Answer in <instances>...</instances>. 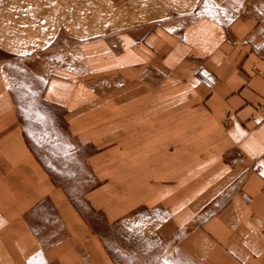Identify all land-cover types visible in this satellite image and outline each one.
I'll return each mask as SVG.
<instances>
[{
    "label": "crops",
    "instance_id": "crops-1",
    "mask_svg": "<svg viewBox=\"0 0 264 264\" xmlns=\"http://www.w3.org/2000/svg\"><path fill=\"white\" fill-rule=\"evenodd\" d=\"M261 106L264 0H0V264H264Z\"/></svg>",
    "mask_w": 264,
    "mask_h": 264
},
{
    "label": "rangeland",
    "instance_id": "rangeland-1",
    "mask_svg": "<svg viewBox=\"0 0 264 264\" xmlns=\"http://www.w3.org/2000/svg\"><path fill=\"white\" fill-rule=\"evenodd\" d=\"M63 160L64 162H68L69 164H71L70 159L66 160L65 157H63ZM71 172L74 173V167L71 170L69 166H62L63 179L70 178L72 174ZM76 177L77 180L69 183V185L71 186V192L74 194L72 195L77 201L78 205L82 209H84V213L88 215V211L86 210L87 207L86 205H84L80 195H82V192L86 191V189H88V187L93 184L90 181H87V174L80 173ZM72 179H75V175L72 177ZM90 217L92 218V222L99 220L97 216L91 215ZM100 225H102V223ZM125 233L126 235H118V238L123 245V247H121V250L120 246H118V242H116L113 237L111 239H108L112 250L117 255L121 254L126 257L125 261L122 258H119L120 260H123L122 264H164L165 260H168L170 262H178V264H194L188 262L184 258H178L176 253L171 252L172 250L170 252L162 254V251L164 249L163 246L165 245L162 246L161 242L153 237H141L138 233L134 232L130 228H128L127 232ZM118 238H116V240Z\"/></svg>",
    "mask_w": 264,
    "mask_h": 264
},
{
    "label": "snow or ice",
    "instance_id": "snow-or-ice-1",
    "mask_svg": "<svg viewBox=\"0 0 264 264\" xmlns=\"http://www.w3.org/2000/svg\"><path fill=\"white\" fill-rule=\"evenodd\" d=\"M205 8L207 9V0H205ZM168 31H175V29L169 28ZM131 42H132L131 40L128 41V43H131ZM204 74L207 75V73H204ZM260 151H261V154L264 155V148H261ZM252 154H254V153H252ZM259 167H260V169H262L259 171V175L261 177H264V160L261 161ZM40 264H46V262L41 260ZM164 264H178V262H170L168 260H165Z\"/></svg>",
    "mask_w": 264,
    "mask_h": 264
},
{
    "label": "built area",
    "instance_id": "built-area-1",
    "mask_svg": "<svg viewBox=\"0 0 264 264\" xmlns=\"http://www.w3.org/2000/svg\"><path fill=\"white\" fill-rule=\"evenodd\" d=\"M263 109H264V107H263V106H261V107H260V110H263Z\"/></svg>",
    "mask_w": 264,
    "mask_h": 264
}]
</instances>
